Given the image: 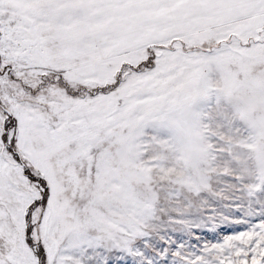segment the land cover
I'll return each mask as SVG.
<instances>
[{
    "label": "snow or ice",
    "instance_id": "6c2138e0",
    "mask_svg": "<svg viewBox=\"0 0 264 264\" xmlns=\"http://www.w3.org/2000/svg\"><path fill=\"white\" fill-rule=\"evenodd\" d=\"M0 264H264V0H0Z\"/></svg>",
    "mask_w": 264,
    "mask_h": 264
}]
</instances>
